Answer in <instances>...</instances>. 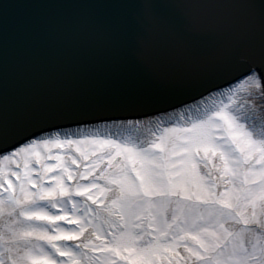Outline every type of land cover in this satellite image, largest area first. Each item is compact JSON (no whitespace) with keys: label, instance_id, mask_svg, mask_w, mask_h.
Returning a JSON list of instances; mask_svg holds the SVG:
<instances>
[{"label":"snow or ice","instance_id":"obj_1","mask_svg":"<svg viewBox=\"0 0 264 264\" xmlns=\"http://www.w3.org/2000/svg\"><path fill=\"white\" fill-rule=\"evenodd\" d=\"M204 2L183 0L176 20V0L115 6L143 31L196 32ZM243 2L259 44H230L181 81L147 72L137 103L116 106L144 119L65 128L51 121L81 114L14 121L0 106V264H264V0ZM161 104L174 111H143Z\"/></svg>","mask_w":264,"mask_h":264},{"label":"water","instance_id":"obj_2","mask_svg":"<svg viewBox=\"0 0 264 264\" xmlns=\"http://www.w3.org/2000/svg\"><path fill=\"white\" fill-rule=\"evenodd\" d=\"M41 1L32 13L28 0H10L0 43V106L22 121L76 114L77 100L91 90L104 101L129 105L120 87L137 91L149 71L181 81L202 71L199 61L223 49L219 41L252 46L261 40L259 14L243 0H205L193 18L196 32L140 30L133 9L115 6L135 0ZM184 12L183 0H176L164 15L176 20Z\"/></svg>","mask_w":264,"mask_h":264}]
</instances>
